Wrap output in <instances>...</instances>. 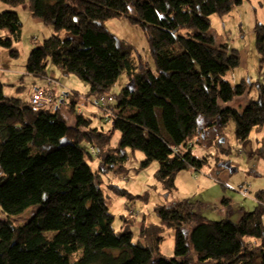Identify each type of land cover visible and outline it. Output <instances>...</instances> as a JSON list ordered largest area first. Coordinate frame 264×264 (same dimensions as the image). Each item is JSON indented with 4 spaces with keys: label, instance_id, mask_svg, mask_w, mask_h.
<instances>
[{
    "label": "trees",
    "instance_id": "trees-1",
    "mask_svg": "<svg viewBox=\"0 0 264 264\" xmlns=\"http://www.w3.org/2000/svg\"><path fill=\"white\" fill-rule=\"evenodd\" d=\"M0 1L15 9L28 5L32 18L53 30L30 54L26 72L48 85L54 79L58 84L50 86L61 96L39 110L30 101L7 97L0 82V264H264V191L254 196L255 211L245 212L238 223L228 214L209 220L190 201L158 206L161 225L176 234L175 257L168 259L161 237L134 243L131 232L115 231L101 189L103 175L121 172L131 150L144 154L143 168L158 163L156 179L172 193L178 175L208 164L192 151V142L206 130L224 137L234 121L237 142L245 144L255 128L264 127V86L257 101L241 111L233 107L254 85L225 80L242 58L226 45L216 46L210 33L212 16H227L244 0ZM124 17L142 28L155 70L139 67L133 47L106 28L107 21ZM22 30L17 12L0 15V31L7 32L0 46L14 57ZM256 31L264 63V25ZM50 64L87 82L88 95L59 92ZM124 72L129 83L112 96ZM104 96L113 99L106 113L98 111L109 132L95 127L97 113L80 104L81 97H93L98 106ZM94 160L96 171L89 164ZM29 209L36 212L26 223L9 221ZM140 234L143 240L152 236L144 223Z\"/></svg>",
    "mask_w": 264,
    "mask_h": 264
},
{
    "label": "rangeland",
    "instance_id": "rangeland-1",
    "mask_svg": "<svg viewBox=\"0 0 264 264\" xmlns=\"http://www.w3.org/2000/svg\"><path fill=\"white\" fill-rule=\"evenodd\" d=\"M7 11L19 14L23 30L21 40L14 43V49L19 51L18 57H14L9 49L0 46V82L4 85V94L7 97L27 101L37 86L50 87L46 80L28 76L26 67L32 51L38 44L51 38L53 30H41L33 25L29 14L24 12V6L15 9L0 1V15ZM210 21V33L216 46L226 45L230 51L239 52L242 58V65L229 72L225 80L232 86L239 85L243 80L254 85L247 99L233 103L232 106L241 111L245 104L259 99V86H264V63L256 47V30L264 25V0H244L229 15H214ZM105 26L117 38L133 47V57L139 67L143 65L149 70H155L150 46L139 25L132 24L124 17L107 21ZM67 35L64 33L63 38H67ZM6 37L7 32L0 31V38ZM55 69L50 64L49 72ZM55 72L60 81L59 92L73 91L81 96L88 95L90 86L87 82L75 75L63 76L57 69ZM128 83L127 72H124L114 87L112 96H118ZM89 99L84 101V97H81L80 104L86 111L96 109L94 126L106 132L111 131V126L99 115L98 106L94 105L96 100L93 97ZM116 103L117 101L113 105ZM65 116H69L67 110ZM235 132L236 125L231 121L224 131V137H220L218 130H206L202 138L193 141L194 155L200 159L206 158L208 164L198 172L192 169L178 175L176 191L172 193L167 192L156 179L158 163L153 162L143 168L144 154L129 150L124 169L119 173L114 170L107 171L101 184L106 205L115 217V231L118 234L131 232L134 243L149 244L151 240L161 237V253L172 259L175 257L176 234L173 229L161 225L156 211L158 206L190 201L199 204L196 210L198 214L212 221L223 219L221 210L226 209V216L229 214V219L234 223H238L245 212L255 211L257 203L254 196L257 192L264 191V127L255 128L245 144L237 142ZM119 136V133L115 134L112 147L116 146ZM221 151L227 153L224 155ZM89 164L94 171L99 167L97 160L90 161ZM225 201L230 203V208ZM35 212V209H29L9 221L22 225L32 219ZM143 223L152 234L150 239H141Z\"/></svg>",
    "mask_w": 264,
    "mask_h": 264
},
{
    "label": "built area",
    "instance_id": "built-area-1",
    "mask_svg": "<svg viewBox=\"0 0 264 264\" xmlns=\"http://www.w3.org/2000/svg\"><path fill=\"white\" fill-rule=\"evenodd\" d=\"M49 84H51L54 88V86H56L58 83L50 78L48 79ZM52 86L50 87H46V88H42V89H38L37 91L34 92V94L32 95L30 102L31 105L36 108V109H43V108H48L51 105L55 104L57 101H60L61 96L58 93H55L52 88ZM113 101V99L111 97L108 96H104L101 97L98 101V108L101 109V111L103 113L107 112V107L110 105V103ZM82 112V109L79 111ZM196 171V170H194ZM223 211V213H222ZM221 215H226V209L221 210Z\"/></svg>",
    "mask_w": 264,
    "mask_h": 264
},
{
    "label": "crops",
    "instance_id": "crops-1",
    "mask_svg": "<svg viewBox=\"0 0 264 264\" xmlns=\"http://www.w3.org/2000/svg\"><path fill=\"white\" fill-rule=\"evenodd\" d=\"M24 12L25 13H28L29 14V17L33 20V25H35L36 27H38V28H40L41 30H44L43 28H46L45 26H44V24L40 21V20H35V19H33L32 18V15H31V13H30V11H29V7H28V5H25L24 6ZM56 70V69H55ZM55 70H52L51 72H50V75H52V76H55L57 79H58V76H57V74H56V72H55ZM63 74V76H66L67 77V75L66 74H64V73H62ZM59 81V80H58ZM60 82V81H59ZM39 88H43V87H41V86H37L36 88H35V90H34V92L37 90V89H39ZM33 92V93H34ZM33 93L32 94H30V96H29V99L27 100V101H30V98H31V96L33 95ZM93 108H96V106H93ZM90 111V112H89ZM89 113H95L96 112V109H89ZM61 112L63 113V115L65 116V112H66V109H65V106H62V108H61ZM65 117H67V116H65ZM172 203H174V202H171L170 204H172ZM169 205V204H168ZM230 207H231V205H230ZM227 211V210H226ZM229 215V214H228ZM223 216V215H222ZM225 216V215H224ZM224 216H223V218H224ZM230 216V215H229Z\"/></svg>",
    "mask_w": 264,
    "mask_h": 264
},
{
    "label": "bare ground",
    "instance_id": "bare-ground-1",
    "mask_svg": "<svg viewBox=\"0 0 264 264\" xmlns=\"http://www.w3.org/2000/svg\"><path fill=\"white\" fill-rule=\"evenodd\" d=\"M32 97V96H31ZM31 99V98H30ZM194 172H198V171H194Z\"/></svg>",
    "mask_w": 264,
    "mask_h": 264
}]
</instances>
